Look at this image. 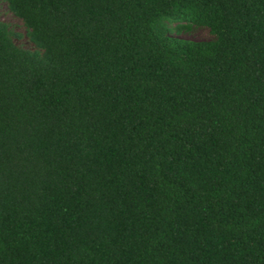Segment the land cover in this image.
<instances>
[{
    "label": "trees",
    "instance_id": "obj_1",
    "mask_svg": "<svg viewBox=\"0 0 264 264\" xmlns=\"http://www.w3.org/2000/svg\"><path fill=\"white\" fill-rule=\"evenodd\" d=\"M5 2L0 264H264V0Z\"/></svg>",
    "mask_w": 264,
    "mask_h": 264
},
{
    "label": "rangeland",
    "instance_id": "obj_2",
    "mask_svg": "<svg viewBox=\"0 0 264 264\" xmlns=\"http://www.w3.org/2000/svg\"><path fill=\"white\" fill-rule=\"evenodd\" d=\"M0 21L7 22L10 27L16 32L22 34L21 37L16 38L15 41L18 45L25 48H34L33 44L29 41L26 34V28L20 18L15 16L7 6L5 0H0ZM181 37L193 39V40H207L212 38V34L207 27L195 26L190 31H185L179 34Z\"/></svg>",
    "mask_w": 264,
    "mask_h": 264
}]
</instances>
